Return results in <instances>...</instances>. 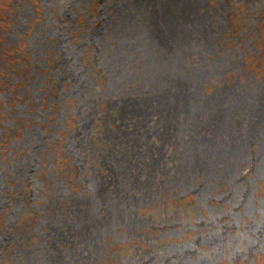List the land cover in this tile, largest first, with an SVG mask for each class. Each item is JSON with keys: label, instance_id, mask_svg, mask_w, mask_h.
Wrapping results in <instances>:
<instances>
[{"label": "rangeland", "instance_id": "obj_1", "mask_svg": "<svg viewBox=\"0 0 264 264\" xmlns=\"http://www.w3.org/2000/svg\"><path fill=\"white\" fill-rule=\"evenodd\" d=\"M0 70V264H264V0H0Z\"/></svg>", "mask_w": 264, "mask_h": 264}, {"label": "trees", "instance_id": "obj_2", "mask_svg": "<svg viewBox=\"0 0 264 264\" xmlns=\"http://www.w3.org/2000/svg\"><path fill=\"white\" fill-rule=\"evenodd\" d=\"M12 48V49H11ZM3 50L5 51V52H8L9 50H13L16 54H19V52H18V49H14V47L13 46H11L10 45V47L8 48V47H4V45H3ZM1 72H3V70H0Z\"/></svg>", "mask_w": 264, "mask_h": 264}]
</instances>
